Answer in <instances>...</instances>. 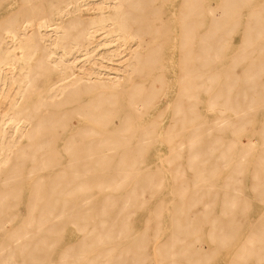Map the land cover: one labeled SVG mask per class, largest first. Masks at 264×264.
<instances>
[{"label": "bare ground", "instance_id": "bare-ground-1", "mask_svg": "<svg viewBox=\"0 0 264 264\" xmlns=\"http://www.w3.org/2000/svg\"><path fill=\"white\" fill-rule=\"evenodd\" d=\"M230 246L264 264V0H21L0 24V264Z\"/></svg>", "mask_w": 264, "mask_h": 264}, {"label": "rangeland", "instance_id": "rangeland-1", "mask_svg": "<svg viewBox=\"0 0 264 264\" xmlns=\"http://www.w3.org/2000/svg\"><path fill=\"white\" fill-rule=\"evenodd\" d=\"M178 0H175V2ZM21 6V0H0V24L3 22L4 18L8 16L9 13L13 12V10H16L17 8H19ZM101 36L99 34L96 35V40L100 39ZM118 56H120L122 58V56H124V52H121L118 54ZM75 66L72 68V70L74 71L72 74H70V77H73L74 75H76L77 72L81 71V65L85 64L88 65L90 62L88 60H86V58L84 56H80L75 60ZM118 63L116 61H107V60H103L102 64L104 67L99 68L98 71L101 72H108L109 74H99L97 75L98 77H102V78H112L113 77V73L116 72V69L114 68L115 64ZM43 86V85H41ZM2 98L4 99L5 97L2 96ZM22 98H18L17 101L21 102ZM117 123V121H115ZM64 241H68V239H72V234L71 233H64ZM233 247L230 246L225 253H227L226 255H224L222 257V255L220 257H215V259L213 261H210L208 264H226L227 261L231 258V252H232Z\"/></svg>", "mask_w": 264, "mask_h": 264}]
</instances>
